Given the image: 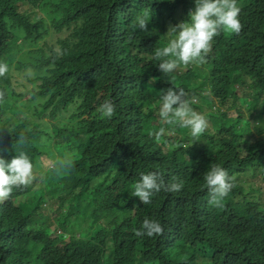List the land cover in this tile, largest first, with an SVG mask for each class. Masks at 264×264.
<instances>
[{
    "label": "trees",
    "instance_id": "trees-1",
    "mask_svg": "<svg viewBox=\"0 0 264 264\" xmlns=\"http://www.w3.org/2000/svg\"><path fill=\"white\" fill-rule=\"evenodd\" d=\"M89 1L0 0V52L15 45L0 77V144L12 158L25 152L35 175L0 202V264H264V0H237L241 33L221 32L206 63L168 76L152 54L167 46L169 25L189 21L194 0L83 8ZM63 26L55 49L47 37ZM17 71L33 83L29 94L13 89ZM169 87L209 130L193 138L161 118ZM41 94L56 113L73 110L75 124L30 117ZM105 100L116 105L111 119L97 112ZM213 163L235 184L222 207L210 205L203 179ZM150 171L183 189L142 204L132 192ZM146 218L164 235L136 237Z\"/></svg>",
    "mask_w": 264,
    "mask_h": 264
},
{
    "label": "clouds",
    "instance_id": "clouds-1",
    "mask_svg": "<svg viewBox=\"0 0 264 264\" xmlns=\"http://www.w3.org/2000/svg\"><path fill=\"white\" fill-rule=\"evenodd\" d=\"M104 3V0H91L83 8L90 5L99 7ZM194 3V10L189 12V21L181 22L175 26L169 25L165 36L171 37V39L167 46L162 49L156 46L154 49L152 58L160 61L158 68L164 76L171 74L180 64L188 68L206 63V57L211 50L215 37L219 36L221 32L239 35L242 31L243 25L238 18L241 10L237 6V0H194ZM110 22L113 29L112 18ZM72 24L74 25V23ZM147 25L146 19L138 20L140 30L146 31ZM54 31L58 33L64 31V34L60 35L57 40V43L61 45L66 36L67 27L63 26L59 31L53 29ZM9 42L0 52V77L9 71L7 64L12 67L11 62L6 61V54L10 51L14 52L15 45L10 39ZM146 66H149L147 60L143 64V67ZM154 82L155 78L150 80V83ZM184 95L183 90H176L173 87L163 90L160 116L168 123H178L180 127L189 128L191 136L197 138L205 130H209L211 125L210 122L207 123L204 116L189 107V102L184 98ZM2 100L3 91L0 90V101ZM97 112L103 117L111 119L116 112L115 102L105 100L99 105ZM164 131L161 128L159 132L155 133L157 140ZM23 140L24 137L21 135L19 141L23 142ZM72 167L71 161V164L64 171H68ZM34 179V165L28 155L21 151L12 158L10 151L0 144V202L10 199L14 189L26 188ZM203 179L210 195V205L222 207V201L235 187L233 177H230L228 171L219 164L213 163L209 166ZM183 187V181L177 180L176 177L166 183L161 173L150 171L147 174H141L140 181L134 185L132 197H138L139 201L146 205L150 204L152 197L161 191L178 193ZM133 231L138 238L145 236L154 238L164 235V227L161 223L147 218L143 221L140 229Z\"/></svg>",
    "mask_w": 264,
    "mask_h": 264
},
{
    "label": "rangeland",
    "instance_id": "rangeland-1",
    "mask_svg": "<svg viewBox=\"0 0 264 264\" xmlns=\"http://www.w3.org/2000/svg\"><path fill=\"white\" fill-rule=\"evenodd\" d=\"M35 19H40L44 18L45 15L42 12H36L33 16ZM64 34V31L61 33L58 32H53L52 35L47 38L49 40V43L55 47V49H58L59 44L57 43V40L60 35ZM9 68L11 67L10 64H7ZM180 68H186L183 64H180ZM27 75L25 73H22L20 71H17L14 73V79L12 82V87L13 89L16 90L17 93L19 94H29V92L34 90L33 83L26 77ZM7 85V84H6ZM7 89H5L6 91ZM42 94L37 96V102L30 104L28 108V114L30 117L34 119L39 120V116L41 115L44 117V120H52V119H57L60 122H64L67 124V127H70L71 125H74L75 122L77 121L75 119L76 114H74L73 110H68V111H63L60 113L55 112V106L49 103L47 100L48 98L44 99L46 101H42ZM27 100V99H26ZM161 108V107H160ZM159 108V110H160ZM167 135H170L171 133H166ZM54 142V140H53ZM49 167H52V165H49ZM15 191L13 190V193L11 197L15 196ZM89 215V212L84 213V217H87ZM78 220H81V217L78 218ZM65 240H68V237L65 238ZM63 243L69 244L68 241H65Z\"/></svg>",
    "mask_w": 264,
    "mask_h": 264
}]
</instances>
